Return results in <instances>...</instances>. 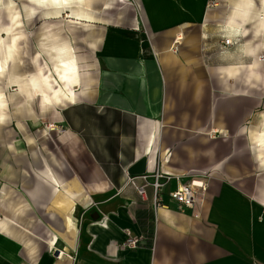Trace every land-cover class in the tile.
<instances>
[{
  "label": "crops",
  "instance_id": "1",
  "mask_svg": "<svg viewBox=\"0 0 264 264\" xmlns=\"http://www.w3.org/2000/svg\"><path fill=\"white\" fill-rule=\"evenodd\" d=\"M80 11L79 36L64 35L80 48L83 95L45 112L53 144L38 143L0 196V264H264V173L234 137L264 112V92L217 84L225 0H96L91 11L85 0ZM143 156L145 172L207 175L202 205L178 209L175 180L158 206L150 188L141 199L126 173ZM127 230L136 248L121 247Z\"/></svg>",
  "mask_w": 264,
  "mask_h": 264
},
{
  "label": "clouds",
  "instance_id": "2",
  "mask_svg": "<svg viewBox=\"0 0 264 264\" xmlns=\"http://www.w3.org/2000/svg\"><path fill=\"white\" fill-rule=\"evenodd\" d=\"M85 0H0V124L34 107L41 113L72 101L80 81V58L73 41L64 35V25L41 24L42 35L31 55L30 39L36 33L29 25L41 21L75 17L84 19ZM96 0H87L88 10ZM226 12L217 31L224 41L215 53L213 74L221 92L249 96L264 92V0H225ZM27 63L32 71L20 72ZM235 138L245 143L239 154H247L258 173H264V112L254 124L241 122Z\"/></svg>",
  "mask_w": 264,
  "mask_h": 264
},
{
  "label": "rangeland",
  "instance_id": "3",
  "mask_svg": "<svg viewBox=\"0 0 264 264\" xmlns=\"http://www.w3.org/2000/svg\"><path fill=\"white\" fill-rule=\"evenodd\" d=\"M42 23L45 26L63 23L64 34L70 36L71 33L72 37L79 36V26L69 22L63 16L59 20L53 19L48 21H41L37 18L33 21V25H29L28 28V30L36 33L31 37L29 42L31 55H35L37 51L35 45L42 35ZM76 50L78 53L80 52V48ZM17 67L22 73L33 70L31 64L27 63V61L25 67ZM34 112V115H30L25 110L21 115H14L10 122L0 124V196H9V193L5 195V188H16L14 182L15 176L19 172V168L22 167V164L24 166L27 163H31V153L38 143L43 144L44 148H47L48 144H53L50 133L55 130L49 131L47 125L55 122L49 119L48 113H41L38 107H34ZM45 131H47V134H45ZM55 132L58 133L57 131ZM1 190L3 191L1 192Z\"/></svg>",
  "mask_w": 264,
  "mask_h": 264
},
{
  "label": "built area",
  "instance_id": "4",
  "mask_svg": "<svg viewBox=\"0 0 264 264\" xmlns=\"http://www.w3.org/2000/svg\"><path fill=\"white\" fill-rule=\"evenodd\" d=\"M177 41H180V37H176L171 49L177 50ZM223 44L224 41L221 40ZM54 131V130H53ZM57 131V130H55ZM127 183L130 184L136 194L141 198L145 199L147 197V189L150 188L153 194V205L158 206L161 202L160 196L164 188L171 181H176V188L168 192V197L170 200L175 202L178 209H194L195 207L202 205V198L204 192L206 191L208 182L207 175L200 174L190 177L187 181H182L183 177L178 174L166 173L161 168L156 167L151 172H145L142 174H129L126 173ZM125 239L121 242L122 248H136L140 243V238L136 235L130 233V231H125Z\"/></svg>",
  "mask_w": 264,
  "mask_h": 264
},
{
  "label": "water",
  "instance_id": "5",
  "mask_svg": "<svg viewBox=\"0 0 264 264\" xmlns=\"http://www.w3.org/2000/svg\"><path fill=\"white\" fill-rule=\"evenodd\" d=\"M145 161H146V157L145 156L141 157L135 163H133L131 166L128 167L127 172H129V174H133V175L144 173Z\"/></svg>",
  "mask_w": 264,
  "mask_h": 264
},
{
  "label": "bare ground",
  "instance_id": "6",
  "mask_svg": "<svg viewBox=\"0 0 264 264\" xmlns=\"http://www.w3.org/2000/svg\"><path fill=\"white\" fill-rule=\"evenodd\" d=\"M47 128L49 129V130H56L58 127L54 124V123H49L48 125H47ZM61 256H63V252L62 251H59V250H57V254L55 255V257L56 258H61Z\"/></svg>",
  "mask_w": 264,
  "mask_h": 264
}]
</instances>
